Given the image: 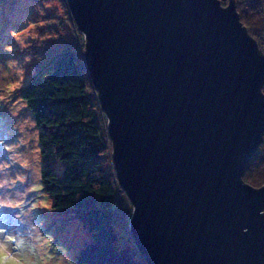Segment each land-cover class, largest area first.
I'll return each mask as SVG.
<instances>
[{
  "label": "water",
  "instance_id": "95a60500",
  "mask_svg": "<svg viewBox=\"0 0 264 264\" xmlns=\"http://www.w3.org/2000/svg\"><path fill=\"white\" fill-rule=\"evenodd\" d=\"M147 264H264V51L236 0H67Z\"/></svg>",
  "mask_w": 264,
  "mask_h": 264
},
{
  "label": "rangeland",
  "instance_id": "374dc122",
  "mask_svg": "<svg viewBox=\"0 0 264 264\" xmlns=\"http://www.w3.org/2000/svg\"><path fill=\"white\" fill-rule=\"evenodd\" d=\"M84 44L67 0H0V264H77L79 244L90 236L43 189L39 128L20 96L46 52L72 46L83 55ZM104 163L115 171L111 150ZM115 205L119 229L130 231L132 204L121 187Z\"/></svg>",
  "mask_w": 264,
  "mask_h": 264
},
{
  "label": "trees",
  "instance_id": "16d2710c",
  "mask_svg": "<svg viewBox=\"0 0 264 264\" xmlns=\"http://www.w3.org/2000/svg\"><path fill=\"white\" fill-rule=\"evenodd\" d=\"M236 2L241 20L264 51V0ZM46 55L20 96L39 128L43 189L57 211L72 212L90 234L79 244L76 262L147 264L130 231L118 227L115 201L120 185L115 171L104 163V155L112 150L111 140L84 55L72 46ZM243 177L255 186L264 184V140Z\"/></svg>",
  "mask_w": 264,
  "mask_h": 264
},
{
  "label": "built area",
  "instance_id": "2783aa9c",
  "mask_svg": "<svg viewBox=\"0 0 264 264\" xmlns=\"http://www.w3.org/2000/svg\"><path fill=\"white\" fill-rule=\"evenodd\" d=\"M129 217H130V214H128V219H129Z\"/></svg>",
  "mask_w": 264,
  "mask_h": 264
}]
</instances>
